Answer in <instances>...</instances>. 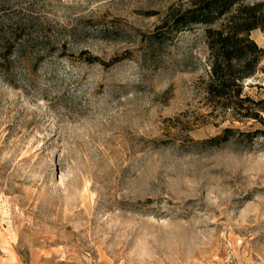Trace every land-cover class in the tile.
<instances>
[{
  "label": "rangeland",
  "instance_id": "374dc122",
  "mask_svg": "<svg viewBox=\"0 0 264 264\" xmlns=\"http://www.w3.org/2000/svg\"><path fill=\"white\" fill-rule=\"evenodd\" d=\"M203 1L0 0V264H264V113L209 97L204 25L170 29Z\"/></svg>",
  "mask_w": 264,
  "mask_h": 264
},
{
  "label": "trees",
  "instance_id": "16d2710c",
  "mask_svg": "<svg viewBox=\"0 0 264 264\" xmlns=\"http://www.w3.org/2000/svg\"><path fill=\"white\" fill-rule=\"evenodd\" d=\"M242 1L204 0L197 8L178 15L170 29L178 30L199 24L206 27L205 39L210 55V77L206 92L209 97L222 103L224 108L237 113L246 111L245 117H250L246 103L259 106L257 111L264 113L261 106L264 101L253 102L241 96L243 81L255 74L264 55V50L250 39L251 31L264 32V5L241 6ZM238 4L240 6L224 25L218 29L211 28L221 16L230 13ZM22 46L12 35L0 42V73H11L14 59L18 58L16 54L23 51ZM86 61L92 62L90 59Z\"/></svg>",
  "mask_w": 264,
  "mask_h": 264
}]
</instances>
